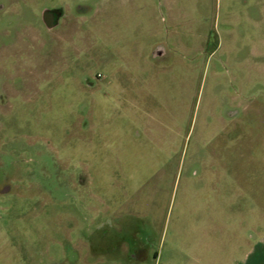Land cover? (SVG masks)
<instances>
[{
  "label": "rangeland",
  "instance_id": "rangeland-1",
  "mask_svg": "<svg viewBox=\"0 0 264 264\" xmlns=\"http://www.w3.org/2000/svg\"><path fill=\"white\" fill-rule=\"evenodd\" d=\"M1 2L0 264H264V0Z\"/></svg>",
  "mask_w": 264,
  "mask_h": 264
},
{
  "label": "flooded vegetation",
  "instance_id": "flooded-vegetation-1",
  "mask_svg": "<svg viewBox=\"0 0 264 264\" xmlns=\"http://www.w3.org/2000/svg\"><path fill=\"white\" fill-rule=\"evenodd\" d=\"M5 4L3 2L0 3V8H4ZM47 10L48 18L50 19L51 23L55 24L53 27L49 28L45 24L43 20V12H42V21L43 24L47 27L49 31H54L55 29H59L65 22L68 24L73 22L74 28H77V24L75 22L74 17L79 15L81 16L84 12L85 7L83 5H79L76 9L72 10L71 12L65 8L64 5L56 4L55 0H48L47 4L44 5L43 11ZM2 165V164H0ZM2 167V166H1ZM19 169L17 167H12L10 169H5V171L1 170L0 173V192H8L12 190V185L10 184V179L16 174ZM108 223H98L99 227L96 228V231H99V234L96 236H91L88 234L84 235L83 237L86 239L87 243L85 246L90 250H93V245L97 246H104V244L109 240V232H108ZM116 230V229H113ZM127 253L131 255L136 260H142L145 258V250L142 246L136 245L135 247H128ZM154 256L157 257V253H154Z\"/></svg>",
  "mask_w": 264,
  "mask_h": 264
},
{
  "label": "water",
  "instance_id": "water-1",
  "mask_svg": "<svg viewBox=\"0 0 264 264\" xmlns=\"http://www.w3.org/2000/svg\"><path fill=\"white\" fill-rule=\"evenodd\" d=\"M43 20H44L45 24L47 25V27H49V28H51L55 25V24L51 23L50 19L48 18L47 10L43 11Z\"/></svg>",
  "mask_w": 264,
  "mask_h": 264
},
{
  "label": "built area",
  "instance_id": "built-area-1",
  "mask_svg": "<svg viewBox=\"0 0 264 264\" xmlns=\"http://www.w3.org/2000/svg\"><path fill=\"white\" fill-rule=\"evenodd\" d=\"M98 76H100V73L98 74Z\"/></svg>",
  "mask_w": 264,
  "mask_h": 264
}]
</instances>
